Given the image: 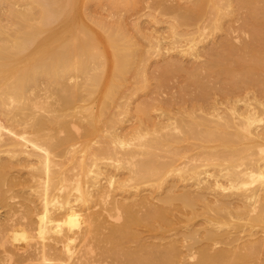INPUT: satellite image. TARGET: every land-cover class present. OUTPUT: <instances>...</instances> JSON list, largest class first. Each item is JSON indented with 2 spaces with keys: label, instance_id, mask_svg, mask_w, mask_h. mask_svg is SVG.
Listing matches in <instances>:
<instances>
[{
  "label": "bare ground",
  "instance_id": "6f19581e",
  "mask_svg": "<svg viewBox=\"0 0 264 264\" xmlns=\"http://www.w3.org/2000/svg\"><path fill=\"white\" fill-rule=\"evenodd\" d=\"M0 264H264V0H0Z\"/></svg>",
  "mask_w": 264,
  "mask_h": 264
}]
</instances>
